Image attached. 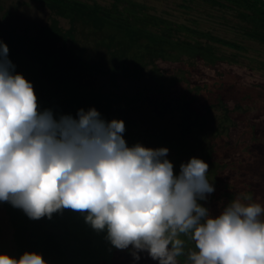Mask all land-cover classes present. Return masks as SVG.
I'll return each mask as SVG.
<instances>
[{
  "label": "trees",
  "instance_id": "obj_1",
  "mask_svg": "<svg viewBox=\"0 0 264 264\" xmlns=\"http://www.w3.org/2000/svg\"><path fill=\"white\" fill-rule=\"evenodd\" d=\"M35 1L48 10V23L36 36L7 33L1 41L19 48L20 64L36 74L41 112L50 110L59 120L95 108L105 121L121 119L127 145L166 147L176 175L181 163L202 159L215 190L198 203L213 217L237 198L264 207V83L243 82L229 66L237 63L236 52L245 51L241 41L150 12L137 0ZM200 1L223 9L239 38L264 46L263 0ZM59 19L67 22L65 28ZM83 31L88 44L76 37ZM8 59L16 62L9 54ZM83 68L102 76L101 84H81ZM141 78L136 88H119L121 79ZM2 204L18 258L30 251L49 264H159L147 251L136 260L131 246L115 248L106 230L92 229L80 212L64 209L50 219H31L11 203ZM176 239L182 254L173 256V264H191L189 253L198 251L192 233L172 237L170 254Z\"/></svg>",
  "mask_w": 264,
  "mask_h": 264
},
{
  "label": "clouds",
  "instance_id": "obj_2",
  "mask_svg": "<svg viewBox=\"0 0 264 264\" xmlns=\"http://www.w3.org/2000/svg\"><path fill=\"white\" fill-rule=\"evenodd\" d=\"M0 41V201L31 219L70 209L84 215L117 249L147 251L159 264H173L192 233L198 251L191 264H264V207L240 198L213 217L198 203L214 192L208 164L181 163L179 175L166 147L128 146L121 119L105 121L95 108L59 120L41 112L31 82L14 71ZM170 233V235H166ZM0 264H47L38 252L18 259L0 253Z\"/></svg>",
  "mask_w": 264,
  "mask_h": 264
},
{
  "label": "rangeland",
  "instance_id": "obj_3",
  "mask_svg": "<svg viewBox=\"0 0 264 264\" xmlns=\"http://www.w3.org/2000/svg\"><path fill=\"white\" fill-rule=\"evenodd\" d=\"M91 1V0H86ZM98 3L107 4L109 0H93ZM143 2L148 10L159 15L167 16L171 20L181 22H193L202 29H207L215 34L232 38L242 42L245 51L236 52L237 63L229 65L236 72L240 79L246 83H264V46L249 40H242L232 33L228 22L230 17L223 9L209 7L200 0H137ZM184 6V7H181ZM49 21V12L42 4L35 0H0V41L7 36V33L18 37L30 38L38 34L40 26ZM59 24L65 28L67 22L59 19ZM6 34V35H5ZM80 42L88 44L90 36L87 32H80L76 35ZM239 38V39H237ZM8 46V54L15 59L14 71L24 76L32 83L34 90H39L41 83H36L37 77L31 66L23 67L20 61L23 52L15 46ZM89 53V52H88ZM94 52H90L93 54ZM93 56V55H92ZM29 64V63H28ZM161 68H165L162 62L157 63ZM209 73V71H206ZM103 80L102 76L90 75L83 68L80 83L97 87ZM145 81L141 78L137 81L121 79L118 81L119 88L133 89ZM38 88V89H37ZM39 95L36 94V97ZM12 240V228L8 222L2 201H0V253H6L17 258V252ZM47 264H49L47 262Z\"/></svg>",
  "mask_w": 264,
  "mask_h": 264
},
{
  "label": "water",
  "instance_id": "obj_4",
  "mask_svg": "<svg viewBox=\"0 0 264 264\" xmlns=\"http://www.w3.org/2000/svg\"><path fill=\"white\" fill-rule=\"evenodd\" d=\"M264 1V0H263Z\"/></svg>",
  "mask_w": 264,
  "mask_h": 264
}]
</instances>
